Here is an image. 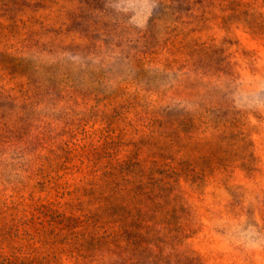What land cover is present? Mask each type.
Listing matches in <instances>:
<instances>
[{
  "label": "rangeland",
  "instance_id": "1",
  "mask_svg": "<svg viewBox=\"0 0 264 264\" xmlns=\"http://www.w3.org/2000/svg\"><path fill=\"white\" fill-rule=\"evenodd\" d=\"M0 264H264V0H0Z\"/></svg>",
  "mask_w": 264,
  "mask_h": 264
}]
</instances>
